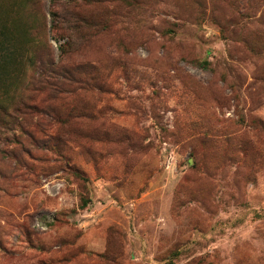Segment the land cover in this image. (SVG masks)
<instances>
[{
    "label": "rangeland",
    "instance_id": "rangeland-1",
    "mask_svg": "<svg viewBox=\"0 0 264 264\" xmlns=\"http://www.w3.org/2000/svg\"><path fill=\"white\" fill-rule=\"evenodd\" d=\"M234 1L143 0L69 47L87 84L0 133V264H264V0Z\"/></svg>",
    "mask_w": 264,
    "mask_h": 264
},
{
    "label": "trees",
    "instance_id": "trees-1",
    "mask_svg": "<svg viewBox=\"0 0 264 264\" xmlns=\"http://www.w3.org/2000/svg\"><path fill=\"white\" fill-rule=\"evenodd\" d=\"M142 1L49 0L44 10L42 0H0V133L15 128L21 130L19 119L38 113L35 107L28 104L29 98L36 92L55 99L66 92H73L71 86L75 85L80 90V85H86L82 79H76L71 74L79 71L80 65H75L71 73L61 65L69 47L88 39L94 32L99 34L110 30L117 20L126 16L118 8H133ZM234 2L233 5H237V0ZM254 4L253 0H242L241 7L253 16ZM44 11L49 16V30L54 32V41L58 43L57 61L51 58V44L45 38L47 17ZM197 64L206 67L207 63ZM57 70L60 72H55ZM54 73L57 75L54 76ZM50 76H61L62 80H51ZM67 87H70L68 91ZM48 114L56 122L69 119H62L66 116L62 117L57 108L51 109ZM253 125L258 128L256 122ZM89 200L81 197L79 208L84 209Z\"/></svg>",
    "mask_w": 264,
    "mask_h": 264
}]
</instances>
